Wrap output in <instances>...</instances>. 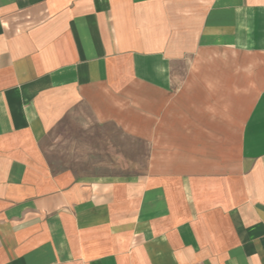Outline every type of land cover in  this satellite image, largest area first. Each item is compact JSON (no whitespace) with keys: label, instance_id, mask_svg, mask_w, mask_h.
Instances as JSON below:
<instances>
[{"label":"crops","instance_id":"obj_1","mask_svg":"<svg viewBox=\"0 0 264 264\" xmlns=\"http://www.w3.org/2000/svg\"><path fill=\"white\" fill-rule=\"evenodd\" d=\"M79 107L144 176L52 172ZM0 264H264V0H0Z\"/></svg>","mask_w":264,"mask_h":264},{"label":"rangeland","instance_id":"obj_2","mask_svg":"<svg viewBox=\"0 0 264 264\" xmlns=\"http://www.w3.org/2000/svg\"><path fill=\"white\" fill-rule=\"evenodd\" d=\"M54 173L79 179L134 178L146 174L149 147L111 124L100 125L81 107L64 114L42 139Z\"/></svg>","mask_w":264,"mask_h":264}]
</instances>
